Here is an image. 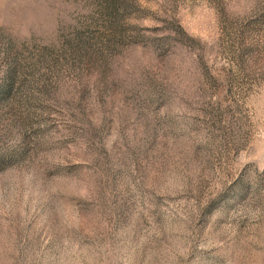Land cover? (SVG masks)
I'll return each instance as SVG.
<instances>
[{
    "label": "rangeland",
    "instance_id": "1",
    "mask_svg": "<svg viewBox=\"0 0 264 264\" xmlns=\"http://www.w3.org/2000/svg\"><path fill=\"white\" fill-rule=\"evenodd\" d=\"M0 264H264V0H0Z\"/></svg>",
    "mask_w": 264,
    "mask_h": 264
}]
</instances>
